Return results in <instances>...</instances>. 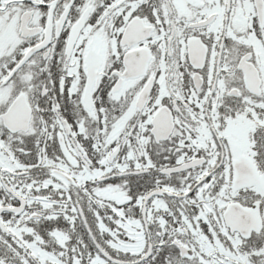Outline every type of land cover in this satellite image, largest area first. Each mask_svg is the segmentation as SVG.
<instances>
[{"label":"snow or ice","instance_id":"obj_1","mask_svg":"<svg viewBox=\"0 0 264 264\" xmlns=\"http://www.w3.org/2000/svg\"><path fill=\"white\" fill-rule=\"evenodd\" d=\"M0 264H264V0H0Z\"/></svg>","mask_w":264,"mask_h":264}]
</instances>
